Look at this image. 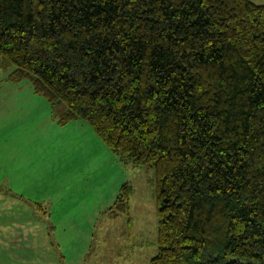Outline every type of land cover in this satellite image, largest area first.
Listing matches in <instances>:
<instances>
[{
    "label": "trees",
    "instance_id": "16d2710c",
    "mask_svg": "<svg viewBox=\"0 0 264 264\" xmlns=\"http://www.w3.org/2000/svg\"><path fill=\"white\" fill-rule=\"evenodd\" d=\"M0 58L57 123L155 176L149 264H264V6L252 0H0ZM124 180L103 209L129 210ZM53 225L48 206L22 196Z\"/></svg>",
    "mask_w": 264,
    "mask_h": 264
},
{
    "label": "crops",
    "instance_id": "0c3cea01",
    "mask_svg": "<svg viewBox=\"0 0 264 264\" xmlns=\"http://www.w3.org/2000/svg\"><path fill=\"white\" fill-rule=\"evenodd\" d=\"M53 114L30 84L0 86V264H61L47 224L19 196L48 206L63 264H84L95 225L125 180L127 169L87 124H59Z\"/></svg>",
    "mask_w": 264,
    "mask_h": 264
},
{
    "label": "rangeland",
    "instance_id": "374dc122",
    "mask_svg": "<svg viewBox=\"0 0 264 264\" xmlns=\"http://www.w3.org/2000/svg\"><path fill=\"white\" fill-rule=\"evenodd\" d=\"M263 5L264 0H252ZM13 65L0 58V86L14 82L7 73ZM19 83H28L27 79ZM125 180L132 187L129 210L116 218L102 214L95 225L94 250L89 253L84 264H149L157 252V218L155 207V176L152 169L136 166L127 168ZM97 245L103 246L98 251ZM121 245H132V249L120 253ZM112 248H109V247ZM129 254L127 259L120 258Z\"/></svg>",
    "mask_w": 264,
    "mask_h": 264
}]
</instances>
